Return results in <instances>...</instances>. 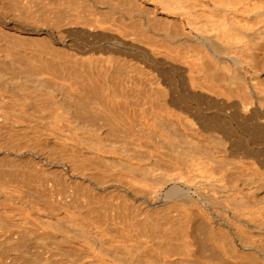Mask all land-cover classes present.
I'll return each instance as SVG.
<instances>
[{
  "label": "bare ground",
  "instance_id": "bare-ground-1",
  "mask_svg": "<svg viewBox=\"0 0 264 264\" xmlns=\"http://www.w3.org/2000/svg\"><path fill=\"white\" fill-rule=\"evenodd\" d=\"M8 1L6 0V5ZM24 1L29 4L36 3L38 9L42 10V2L47 0ZM69 1L72 3V0H57L55 5L58 12L55 13L64 16V19H61L63 25L60 26V23L57 31L70 43L68 45L71 50L79 55L98 56L107 64L118 60L120 64L133 63V66H138L137 69L133 67L134 70H125L119 69L118 66L115 68L109 65L106 68L108 65H102L106 69L101 70L99 75L96 69L90 68L92 78L89 77L93 80L91 84H100L104 92H107L106 99L104 98L106 103L102 105L104 109L101 110L106 114V128L114 119L111 114H131V123H128L132 134L140 140H147L150 145L148 148L163 158L159 157L162 159L161 164L158 161L160 165H154L153 162L142 159L143 147L138 151L136 146L138 152H128L119 140L122 136V133L118 134L120 119H114L118 123L116 128L110 127V132L107 129L108 134L105 133L106 130L101 132L98 129V132L96 126L95 130L90 129L89 133H80L81 131L76 129V123L74 124L75 119L69 115V118L66 117L64 111L68 108L63 111L61 106V109L56 110L57 115L55 110H52L66 138L71 137L76 142V145L72 146L73 151L70 150L81 154L92 164L87 170L83 166L86 174L82 175L81 181L87 183L89 190L88 197L81 196L86 199L83 200L85 204L79 201V194L76 196L75 191L78 188L75 189L73 185V190L71 184V189L67 190L68 193L65 192L67 195L64 194L63 199L60 198L65 201L70 199L68 210L60 205L62 209L65 208L63 210L70 212L64 211L66 216L71 214V220L58 214L59 210H54L57 215L53 217L42 213L39 204L36 209L33 207L34 219L42 225L45 235L48 233L47 239L42 238L43 233V240L40 238L42 241L38 243L44 249L42 254L46 257H42L37 264H264V0H105L106 3L99 0L100 4L91 0L93 5L83 10L76 8L73 3L69 6ZM115 1L119 2L116 4L117 8L113 6ZM133 3L149 10L150 15L157 20H163L164 27L161 24V27L152 25L149 21L142 22L144 19L140 17V12L136 13L129 6ZM105 4L114 9L104 11ZM2 8L0 25L36 35L35 37L45 34L56 41V29H50L47 24L45 26L24 22L23 18L21 20ZM138 16L140 21L143 19L142 23L135 19ZM99 67L100 65L98 70L103 69ZM96 75L102 81L97 82ZM76 84L78 85L77 82ZM80 84L83 87V83ZM77 85H74L77 91L75 94L83 93L82 88L80 89L79 85L77 88ZM93 88L95 89L94 86ZM88 90L87 93L91 89ZM152 92H157L159 97ZM99 93L101 95V91ZM6 94L4 95L8 99L14 96L8 92ZM52 97L49 95V99L55 100ZM63 104L65 106V103ZM43 111L44 109L41 114H46ZM97 111L95 115L100 112ZM69 112L71 111L67 113ZM118 116L115 115L117 118ZM102 117L101 119H104ZM5 119L3 117L4 121L7 120L8 124H11ZM5 123L3 122V125ZM13 126L11 124L10 127ZM92 127L94 128L93 125L85 126L88 129ZM80 128L84 129L81 126ZM197 135L204 139L197 141ZM112 136L117 140L111 139ZM31 137L34 138L33 135ZM69 138L65 141H69ZM69 145L71 147V144ZM52 146H48L49 149L53 148ZM43 150L46 152V149ZM60 151L58 153H62ZM63 154L62 157L66 155ZM76 160L77 158L73 161ZM65 163L70 164L69 160ZM76 164H79V161ZM234 171L241 173V177H238V173V176L235 174L239 179L234 180ZM81 172L83 173L82 170ZM232 172L233 181H228L227 177ZM8 185L10 186V183ZM78 185L81 186L79 183ZM84 187L81 186L86 189V186ZM11 192L4 187L0 198L12 201ZM41 195L44 198L40 201L45 203L50 200L47 195ZM58 195H61V192ZM14 196L16 197L15 194ZM18 197L20 198L21 194H18ZM25 200L21 199L23 205ZM97 200H102L103 208L97 207L100 203ZM28 201L29 199L27 203ZM65 201H61L64 206L68 205ZM3 202L0 203L5 213L3 209L0 211L6 214L10 208L5 206L7 201V204ZM56 204L55 208H58L59 205ZM25 208L27 211V207ZM18 209L22 211L21 208ZM150 210L154 215L157 214V217L150 218ZM5 252L4 256L7 255ZM30 252L25 250L27 255ZM53 257L54 260L51 261ZM32 258L33 261L37 260Z\"/></svg>",
  "mask_w": 264,
  "mask_h": 264
},
{
  "label": "rangeland",
  "instance_id": "rangeland-1",
  "mask_svg": "<svg viewBox=\"0 0 264 264\" xmlns=\"http://www.w3.org/2000/svg\"><path fill=\"white\" fill-rule=\"evenodd\" d=\"M56 1L57 0H47V1L42 2V6L44 8L42 10H39L38 7L36 6V3H30L29 4L27 1H24V0H19V1L18 0H9L7 2V5H9V6H7L6 5V0L4 2L2 0H0V5H1L0 8L3 7L2 9H4L7 12H10L12 15H15V17L18 16L19 19H21V20L24 19L23 20L24 22L26 21V22H29V23L34 24V25H42V24H44L46 26V24H47V27H49L50 29H54V30L56 29L55 31L57 32V37H56V41H55L51 37H49V36H47L45 34L44 35H37V37H35L36 35L33 36V34L17 31V30H15L13 28H9V27L0 25V93H1L0 94V101H1L0 102V110L2 108V110L0 111V116H1L0 117V119H1L0 121H2L0 123V125H1L0 126V142H1L0 143V151H1L0 152V183L2 182L0 184L1 185L0 188H2L1 190H4V187H5V190L13 192L12 201L11 200H5L4 198H0V199H3V200H1L2 202L4 201L3 203H5V204L8 203L5 206L6 207L8 206V208H10L9 209L10 211L9 212L6 211L7 212L6 214H3V212L0 211L1 212L0 213L1 214L0 215V221H1L0 222V230H1L0 231L1 232L0 233V236H1L0 237L1 238L0 239V245L2 244L0 246V248H1L0 249V253H1V255H0V264H6V263L7 264H10V263L11 264H37L38 263L37 261L41 260L42 257H44V258L46 257L45 255L42 254L44 249L39 244L43 240L42 238H44L45 240L47 239V237H48L47 234L48 233L45 231L46 232V235H45V233L43 232L44 230L41 227L42 225L36 219H34L35 217H33V215H34V208L33 207H35V209H36V206L39 204L40 207H42V210L40 209V211L42 213H44L47 216L49 215V216H53V217L57 215V213H55V211L57 212L59 210L58 214L60 213V215H62L66 219L71 220L72 219L71 214H67V216L65 214L66 212L70 213L67 210L69 208V204H71V201H70V199H67L69 202L67 200L66 201L62 200L63 199L62 197L67 195V193L71 189V187L73 188L74 186H75L74 187L75 189L78 188V190H76L75 192H76V196L79 194L77 197L80 196V200L79 201H81L82 204H83V202L85 204V201H86V199H82V197H86V196L88 197V193H87V192H89V190L87 189L88 185H87L86 182L84 184L81 181V178H83V176L86 174V170L91 168V164L92 163H91V161L89 162V160L87 158L85 159L84 156L82 157L81 154H79L77 152L76 153L72 152L73 151L72 146L76 145L75 144L76 142H74L71 137L70 138L69 137L66 138V134L60 130L61 129L60 128V123L57 124V118H55V117L57 115L58 109L61 106L63 107L62 108L63 111L65 109H67V108L70 109V110L67 109L66 111H64L66 113V117L67 118L70 117V118H74L75 119V120L73 119L74 120V124L76 123V129H77V131L80 130L81 131V132L79 131L80 133H83V132L89 133L90 129H94L95 130V126H96V130L98 132H99V130L101 132H105V130H106L105 133L108 134L110 132V127L112 126L113 128H116V125L119 122L120 124L118 123V125L120 127L118 128V132H119L118 134L122 133L121 135L123 136V137L120 136L119 140H120L121 143L124 144V146H126V148L128 149V152H134L135 153V152L140 151V149H142V147H143V149H142L143 150L142 151L143 152L142 159L144 161H147V162L148 161L149 162H153L154 165H157V163H158V165H160L162 159H160L159 157L161 156V158H163L162 155H160V154L159 155L156 154L157 155L156 156L155 153H153V151L151 150V148H148V147H150V145H149V142L147 140H142V139L140 140L139 137H137L134 134H132L133 132H132V130L130 128V124H129V123H131V119H130V115L131 114H129L127 112L123 113L122 115H119V114H113L112 115L111 114V117L114 118L115 121H118V119H120V120L116 123L114 121V119L113 120L111 119L112 122L110 123V126L108 128H106L107 127L105 125L106 114H103L104 112L101 111V110L104 109V107L102 105H105V103H106V100H105L106 99V94L105 93H107V92H104L105 90L102 89V86L100 84H97V83L96 84H94V83L91 84V82H93V80H91L90 77L92 76L91 75V70L93 68H94V70L96 69L95 71L99 75L101 73L100 71L101 70L104 71V69L109 67V65L110 66L113 65V67H115V68H117L116 66H118L119 69L124 68L125 70H134V68H136V67L138 68V66H136V65L133 66L134 65L133 63L127 65L126 63L123 64L124 62L123 63L121 62L122 64H120V61H118V60H116V61L114 60L112 62V64H107V63L104 62L103 59H101L98 56L96 57V56H90V55H79L76 52H74L73 50H71L69 48V45H68L70 43L65 41V39L63 38V36L60 33V31H57V29L60 26L63 25L62 24L63 21L61 19H64V16L55 13V12H58V8H56V5H55ZM90 1L91 0H72V3L76 6V8H80V10H83L85 7L93 5V1H91V2ZM100 1L106 3L105 0H100ZM95 2L100 4L99 0H95ZM3 3H4V5H3ZM27 3H28V5H26ZM49 3H50V5H49ZM69 3H68V5L71 6L72 3L70 1H69ZM113 3H114L113 6L117 8V5L119 4V2L115 1ZM12 4H13V6H12ZM15 5H16V7H15ZM29 5H32V6H29ZM136 5L137 4H135V3L129 4V6L132 7L131 9L133 11H135V12L139 11L140 12V14H141L140 17L144 19V20L141 19V21L143 20L142 22L149 21V23L152 24V25H156V26L158 25L159 27H161V25H162V27H164L163 20H157L154 16H152V14L150 15L149 10L144 9V8L138 6V5L136 6ZM26 7H27V9H26ZM28 7H30V8H28ZM104 7H105L104 9H106L104 11H108L109 9H112V8L114 9V7H112V6L108 5V4H105ZM17 8H18V10H17ZM21 8L23 10H25V11H23ZM142 9H143V11H142ZM37 10H38V12H37ZM11 11H14V12H11ZM21 11H23V12H21ZM44 11H46L44 13L45 15L43 14ZM50 12H52V13H50ZM139 12H136V13H139ZM21 14H23V15L21 16ZM33 14H34V16H32ZM120 14H121V12H120ZM55 15L58 16L59 18L55 17ZM30 16L33 17V18H31ZM137 18H139V16ZM137 18H135V19L140 21V18L139 19H137ZM135 19H134V21H136ZM47 20H48V23H47ZM53 23H54V25L52 26ZM60 23H61V25H60ZM48 25H51L53 28L51 26H48ZM58 25H60V26H58ZM91 57H92V59H91ZM96 58H97V60H96ZM100 59L102 60V62L104 64L101 63ZM92 60H93V62H92ZM98 60H99L100 63L98 62ZM90 63H91V67H90ZM114 64H116V65H114ZM99 65L103 69H100V67H99L100 70H98V66ZM102 65L103 66L108 65V66H105L106 67L105 68ZM90 68H92V69H90ZM87 70H89V71H87ZM89 72H90V74L88 75ZM98 75L95 76V80L97 82L102 81V79ZM85 76H87V77H85ZM86 78L88 79L89 82L87 81ZM76 82L78 83L80 89L82 88L81 89L83 91V93H81L82 96H81V94H77V93L75 94V92H77L75 90L76 87L74 86V85H77ZM81 82L83 83L82 84L83 87L80 86ZM87 83H89V84H87ZM78 85H77V88H79ZM86 85L87 86L89 85L88 86L89 88ZM92 85L95 87V89L93 88ZM96 85L99 86V89H98V86H97V90L98 91L96 90ZM100 86H101V88H100ZM72 88H73V94H75V95L71 94L72 93ZM88 89H91L89 93H87ZM84 90H85L86 93L84 92ZM99 91H101V95H100ZM7 92L9 94L11 93L12 96L14 95L13 96L14 98L10 96V98L8 99L6 97V96H9L8 94H6ZM97 92H98V94H97ZM152 93L155 96L157 95L156 97H159V94L157 92L156 93L152 92ZM4 94H6V96ZM90 94H91L92 98H91ZM49 95H50V97L53 96L52 98H54L55 100H52L51 98L49 99ZM56 95L58 97H56ZM3 96H4V98H3ZM5 97L7 98L6 99L7 102L4 100ZM83 97H85L86 99L83 98ZM11 98H12V100H11ZM56 98H58V99H56ZM59 99H61V100H59ZM97 99H99V101ZM57 100H59V102H57ZM51 101H52V103H51ZM81 101H84V102H81ZM92 101L94 102L95 106H94ZM13 102H15V104ZM96 102L98 103L99 107L97 106ZM2 103H4V104H2ZM42 103H44V104H42ZM59 103L61 104L60 106H59ZM63 103H65L66 107L64 106ZM84 103H86V104H84ZM49 104H50V108H48ZM54 104H57V106L55 107ZM100 104H101V106H100ZM8 105H10V106H8ZM41 105H43V106H41ZM80 105L84 106L85 108L86 107H88V108L85 109L84 107H81ZM92 105H93V107H92ZM45 108H47V109H45ZM89 108H90L91 111L89 110ZM42 109H44L43 113L46 112V114L45 113L41 114ZM45 110H47V111H45ZM52 110H55L56 115L54 114V111H52ZM97 110L100 111V112H98ZM68 111H71V112H69L71 115L69 113H67ZM96 111L98 112V114L100 116L98 114L95 115ZM1 114L4 115L3 116L4 119L6 117L5 114H7V115L10 114L8 117H6V119H8L9 123L13 124L14 126L10 127L11 124H8L6 119H5L6 121H4ZM68 115H69V117H68ZM93 115H95L96 117L93 116ZM115 115H117V116L119 115L118 118L115 117ZM12 117H15L16 120H14L15 118H12ZM101 117L104 118V119H101ZM43 120H45V121H43ZM76 120H77V122H75ZM95 120H98L99 123L97 121H95ZM102 120H103V122H101ZM16 121H17V124H16ZM3 122L4 123L6 122L10 126L8 127V125L6 123H5L6 125L5 124L3 125ZM13 122H15V123H13ZM47 122H50V123H47ZM113 122H115V123H113ZM78 123H80V124L82 123V124L80 125ZM52 124H54V125L52 126ZM44 125H46V126L48 125V126L46 127ZM91 125H93L94 128L93 127L89 128V129L85 128V126L86 127L87 126L91 127ZM80 126L82 128H84V129L81 130ZM97 126H99V127H97ZM22 127H23V129H21ZM13 128L14 129H18V130H16L17 132ZM46 128H47V130H46ZM107 129H108L109 132H107ZM43 130H44L45 134H47V136H45ZM18 131H19V133H18ZM40 133H42V134H40ZM130 133H131V135H130ZM8 134H9V136H8ZM11 134H12V136H11ZM34 134L35 135L37 134V136H35ZM30 135L31 136L33 135V137L35 136L36 138L35 137L32 138ZM40 135L41 136L43 135V137H40ZM38 136H39L40 139L38 138ZM44 136H45V138H44ZM13 137H15V138L17 137V138L14 139ZM64 137L67 140H68V138L70 140L69 141H65L66 139H63ZM113 137L114 136H112L110 138L113 139V140H117L115 137H114L115 139ZM136 138H137V140H136ZM195 138H196L197 141H202L204 139L201 135H197V136H195ZM37 139H38V142H37ZM43 139L44 140L46 139V140L44 141ZM123 140L127 144H125L123 142ZM130 141L132 143H130ZM136 141H137V143H136ZM41 142H43L45 144H43V143L40 144ZM69 144H71V147H70ZM131 144H133V145L131 146ZM136 144H138V145H136ZM50 145L51 146L54 145L57 149H54L55 147H53V146H52L53 148L49 149V147H51ZM136 146L138 147L137 149H139L138 151L136 149ZM6 147L10 148V149H7ZM144 147L146 148L145 150L148 151V152H146L144 150ZM43 149H46V152ZM68 149H69V151H68ZM222 149H223V147H222ZM60 150L62 151V153H58V151H60ZM149 150H151V151H149ZM63 152H64V154H63ZM65 152L66 153L69 152V153L66 154ZM144 152H146V153H144ZM149 152L150 153L152 152V153L150 154ZM43 153H45V154H43ZM54 153H57V154H54ZM71 153H74L75 155L71 154ZM46 154H48V155H46ZM59 154H60V156H59ZM62 154L63 155L66 154L67 156L66 155L65 156L68 157V159L65 156L62 157ZM78 155H80V156H78ZM49 156H51L52 158L51 157L49 158ZM57 156H59V157H57ZM70 156H71V158L73 160H75L76 158H77V160L73 161L70 158ZM78 158H80L81 160L84 158V162H83V160L81 161ZM152 158L153 159L155 158V159L153 160ZM46 159H47L48 162L46 161ZM60 159H61V162H60ZM149 159H151L152 161H150ZM157 159H159V160H157ZM68 160H69L70 164L65 163V162H68ZM86 160H88V161H86ZM56 161H59V162H56ZM78 161H79V164H76V162L78 163ZM85 161L89 162V163L86 164ZM158 161H160V164H159ZM72 162L75 163V164H73ZM155 162H156V164H155ZM80 163H82L81 164L82 166L80 165ZM185 164L186 163L184 161V165ZM86 165H88V166H86ZM74 166H76V167H74ZM80 166H81V168H80ZM83 166H84V168L86 170L83 168ZM80 169L83 171V173L81 172ZM71 170H72V172H75V173L70 172ZM77 171H79L78 172L79 175L76 173ZM234 172H232V173H230L228 175V177H227L228 181H230V180L233 181L232 180L233 178H232L231 174L234 173L233 177L235 176V174H236V176H238L237 175L238 172L237 173H236V171H234ZM66 174H67L68 177H66ZM238 174H239L238 177H241V175H240L241 173L239 172ZM236 176L234 177V180L239 179ZM66 178H67V180H66ZM70 178H72V179H70ZM78 179H79V181H78ZM65 181L66 182L68 181L67 183H69V182L70 183L67 185V183ZM5 183H6V185H5ZM9 183H10V186L8 185ZM76 183H77V185H75ZM78 183L81 184V186H83V187L86 186V189H84L85 187L82 189L81 186L78 185ZM12 184L14 186H12ZM70 184H71V187H70ZM56 185H57L58 188L56 187ZM65 186H66V188H64ZM8 187L10 188L9 190H8ZM62 187H63V190H62ZM74 188H73V190H75ZM17 189H19L18 190L19 192L17 191ZM59 189L62 190V191H59ZM1 190H0V192H1ZM20 191H21V193H20ZM12 192L10 194H12ZM50 192H52V195H50ZM60 192H61V195H58V194H60ZM65 192H67V193H65ZM82 192H83V194H82ZM17 193L19 194V196L21 194L20 198L18 197ZM44 193H45V195H44ZM53 193L56 196L55 195L53 196ZM14 194L16 195V197L14 196ZM41 194H43V196L47 195L46 197L48 199H50V200H46V202H45V203H47L49 201L48 202L49 205L48 204L46 205L44 203V201H42L43 200L42 198H44V197H42ZM22 197H24V198H22ZM46 197H45V199H47ZM13 198H15V199L13 200ZM51 198H52V200H51ZM60 198H62V199H60ZM21 199H24V200L25 199H27V200L29 199V201L27 203V200H25L24 201V205H23V203H22L23 200L21 201ZM40 199H42V200L40 201ZM30 200H32V201H30ZM60 200L62 202L65 201L68 205L64 206V203H62ZM83 200H85V201H83ZM5 201H7V203ZM10 201L12 202V204L14 203L13 205H15V207H13V205L9 204V203H11ZM52 201L57 203L56 206L59 205L61 208L59 206H57L59 209L55 208V203H52ZM36 202H37V204H36ZM58 202H61V203H58ZM97 202H100L97 207L103 208V206L101 205L102 204L101 203L102 200H100V201L97 200ZM41 204L43 206H41ZM44 204L46 206H44ZM60 204H62L63 207H66L67 210L66 211L63 210L65 208L62 209V206ZM19 205H21V207H19ZM32 205H34V206H32ZM24 206L27 207V211H26V208ZM2 207H3V205L0 203V210L3 209ZM22 207H24V210H22ZM52 207H54V208H52ZM13 208H14V210H13ZM18 208H21L22 211H20ZM43 208H44V210H43ZM16 210H17V212H15ZM60 210H62V212H60ZM154 210L155 209H153V211ZM2 211H4V213H5V209H3ZM11 211H13V212H11ZM24 211H26V212H24ZM64 211H65V213H64ZM153 211L152 210L148 211L149 217L152 218V219H154V216L157 217V214L154 215ZM21 213H23V215ZM53 213H55V214H53ZM18 214H20L21 216L18 215ZM150 214H152V215H150ZM69 215H70L71 218L68 217ZM22 216H24V217H22ZM25 218L30 219V220L28 221ZM30 221H32V222H30ZM31 223H33V224H31ZM37 223H39V225ZM10 225H11V227H10ZM37 227H38V229H36ZM11 229H12V231H11ZM48 232H51V231H48ZM18 233L20 234V236H19ZM42 234L44 236H42ZM3 235H5V236H3ZM41 236H42V238H41ZM40 238L42 240H40ZM7 241H8V243H7ZM28 241H29V243H28ZM23 245L27 246V247L25 246V249H23L24 252L21 251V249L24 248ZM3 247H4L6 252L4 251ZM25 250L28 251V252L31 251L29 253V255H27L28 253H25ZM4 252H5V255L7 254L6 255L7 257L4 256V254H3ZM16 252H20L21 254L20 253H16ZM8 253L9 254L11 253V255H9ZM39 253H41V254H39ZM23 254H25V255H23ZM38 255H40L41 258ZM32 257L37 258V260L34 258L35 261H33ZM12 258H13V260L15 258L16 259L13 261ZM24 260H27V261H24ZM53 260H54V257H53V259L51 258V261H53ZM25 262H27V263H25ZM211 264H213V263H211Z\"/></svg>",
  "mask_w": 264,
  "mask_h": 264
}]
</instances>
